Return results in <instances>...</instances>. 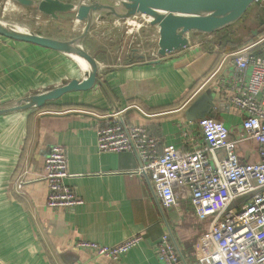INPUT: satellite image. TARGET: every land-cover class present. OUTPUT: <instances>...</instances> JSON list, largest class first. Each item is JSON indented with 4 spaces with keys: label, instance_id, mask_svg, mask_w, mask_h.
Wrapping results in <instances>:
<instances>
[{
    "label": "crops",
    "instance_id": "obj_1",
    "mask_svg": "<svg viewBox=\"0 0 264 264\" xmlns=\"http://www.w3.org/2000/svg\"><path fill=\"white\" fill-rule=\"evenodd\" d=\"M73 16L63 14L56 24ZM200 35L190 33L188 48L157 62L144 60L140 52L123 60L120 56L118 65L99 70L90 90L68 93L42 108L0 115L2 264H164L157 244L166 232L183 264H200L206 251L201 236L209 230L210 216H201L190 196H179L162 212L146 177L138 173L137 156L101 152L96 132L105 116L117 114L126 125L146 126L160 141V149L175 144L190 150L204 139L199 119L188 120L186 111L212 89L216 118L229 126L232 138H238L243 114L225 99L235 70L223 57L230 51L221 46L204 50ZM244 38L248 43L253 40ZM103 64L111 66L99 62ZM78 69L72 56L0 35V107L81 79L84 73L75 75ZM221 108L226 111L219 112ZM54 144L65 147L66 184L84 201L71 209L47 205L44 166ZM258 146L254 139L240 143L241 159L259 162ZM137 234L143 236L142 242L119 262L77 247L80 240L113 246Z\"/></svg>",
    "mask_w": 264,
    "mask_h": 264
},
{
    "label": "built area",
    "instance_id": "obj_2",
    "mask_svg": "<svg viewBox=\"0 0 264 264\" xmlns=\"http://www.w3.org/2000/svg\"><path fill=\"white\" fill-rule=\"evenodd\" d=\"M254 4L262 6L264 0ZM41 17L47 18L39 12L37 19L43 22ZM144 20V25L155 28L154 41L158 44V29ZM223 57L235 67L225 99L243 114L238 138L231 137V129L222 120L204 118L197 123L203 143L190 150L175 144L160 149V141L146 126L126 125L114 114L96 126L97 144L101 152H132L137 156L138 173L146 177L162 212L175 205L179 196H190L201 216L212 217L209 230L201 236L206 251L200 264H264V32ZM184 134L189 133L184 130ZM247 139L257 141L259 162L242 161L238 147ZM68 177L65 147L54 144L44 166L49 207L71 209L84 202L66 184ZM142 240L141 234L113 246L80 240L77 247L119 262ZM157 248L164 264H183L170 233H164Z\"/></svg>",
    "mask_w": 264,
    "mask_h": 264
},
{
    "label": "water",
    "instance_id": "obj_3",
    "mask_svg": "<svg viewBox=\"0 0 264 264\" xmlns=\"http://www.w3.org/2000/svg\"><path fill=\"white\" fill-rule=\"evenodd\" d=\"M28 8L37 9L52 20L59 21L61 15L72 14L84 23L82 32L73 38L40 35L14 29L0 18V35L6 38L31 43L77 56L87 61L89 68L81 79L74 78L67 83L44 92L29 94L11 105L0 107V115L42 108L46 104L61 99L68 93L87 91L98 81L99 62L85 48L84 42L96 21L109 19L127 20L137 15L150 19V25L158 29V59L180 52L190 45L189 34H213L242 19L255 0H117L106 3L102 0L75 2L65 0H13ZM144 59V56H141ZM216 94L203 92L187 109L190 121L216 118L218 106ZM0 264H2L0 262Z\"/></svg>",
    "mask_w": 264,
    "mask_h": 264
},
{
    "label": "rangeland",
    "instance_id": "obj_4",
    "mask_svg": "<svg viewBox=\"0 0 264 264\" xmlns=\"http://www.w3.org/2000/svg\"><path fill=\"white\" fill-rule=\"evenodd\" d=\"M7 1L8 0H0V18L4 21L24 23L28 25L29 32L54 37H58L56 34H59L61 36L60 38H73L82 32L81 25L84 26V23L80 22V27H78L75 24V16H73V20L64 19L58 25L55 20H52L49 17H41L42 21H44L41 22V20L37 19V14L39 13L37 9L28 8L18 3L16 4L21 9L20 13H16L10 17L4 16V9ZM78 1L83 3L82 0ZM102 1L106 3L110 2V0ZM133 20L137 25L127 22L126 19L119 20L116 18L106 21H96L93 25L91 32L84 42V46L95 56L98 62H109L111 64L110 67L103 64V69L101 71L108 70L112 66L118 65L120 62L117 60L120 56L123 60L127 55L138 54L139 49L146 50V52L143 53L144 60H152L158 57V44L154 41L155 28L150 27L147 24L144 25L145 20L140 15L133 17ZM38 21L40 23H38ZM139 24L143 26L138 27ZM226 29L227 30L222 31L220 34H201L200 41L205 43L209 41L218 43L221 40L220 37L225 34H228V37H232L233 40L236 41H239L244 37L256 40L258 38L257 36L261 35L260 31L264 30V5L253 4L240 21ZM230 31L232 32L229 33ZM208 92L210 94L214 93L212 89H208ZM225 111L226 108H221L219 112ZM211 220L212 217H209L206 219V222H210Z\"/></svg>",
    "mask_w": 264,
    "mask_h": 264
},
{
    "label": "bare ground",
    "instance_id": "obj_5",
    "mask_svg": "<svg viewBox=\"0 0 264 264\" xmlns=\"http://www.w3.org/2000/svg\"><path fill=\"white\" fill-rule=\"evenodd\" d=\"M110 3H113V4L115 3L116 4L118 2H117V0H110ZM20 12H21V9L16 4V2H14L13 0H8L7 1L6 6H5V9H4V16L10 17V16H12V15H14L16 13H20ZM142 17L145 18V19H147L148 21H150V19L148 17H145V16H142ZM4 22L7 23V24H9L10 26H12L16 30H19V31H22V32H29L30 31L28 25H26L24 23L15 22V21H4ZM127 22H130L132 24L137 25V23L133 20V18L127 19ZM75 24L78 27H80V22L77 21L76 19H75ZM139 26H141V25L139 24L138 27ZM81 27H82V30H83L84 26L81 25ZM73 59H74L75 62H77V64L80 67V69H78V71L75 72V75L83 74V73H85V72L88 71L89 65H88L87 61H85L84 59H82L80 57H77V56H74ZM102 69H103V67L101 65H99V70L101 71Z\"/></svg>",
    "mask_w": 264,
    "mask_h": 264
},
{
    "label": "trees",
    "instance_id": "obj_6",
    "mask_svg": "<svg viewBox=\"0 0 264 264\" xmlns=\"http://www.w3.org/2000/svg\"><path fill=\"white\" fill-rule=\"evenodd\" d=\"M224 30H227V29H223V30L218 31L216 33L220 34ZM232 31H230L229 33H231ZM263 32H264V30L260 31V34H262ZM227 35L228 34L221 36V38H220L221 40L218 43H211V42L206 43L205 45H203V49L209 51L212 48H216L217 46H219V47L221 46L223 49L231 51V50L239 49L248 43V42H245L241 39L239 41L233 40L232 37H228ZM227 37H228V39H227ZM45 106H47V104Z\"/></svg>",
    "mask_w": 264,
    "mask_h": 264
}]
</instances>
